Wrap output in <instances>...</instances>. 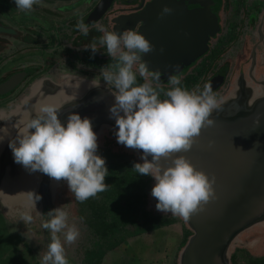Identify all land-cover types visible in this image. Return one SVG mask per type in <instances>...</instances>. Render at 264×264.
<instances>
[{
    "label": "clouds",
    "instance_id": "clouds-1",
    "mask_svg": "<svg viewBox=\"0 0 264 264\" xmlns=\"http://www.w3.org/2000/svg\"><path fill=\"white\" fill-rule=\"evenodd\" d=\"M14 2L18 11L30 13L41 0ZM174 11L165 6L159 19L163 20ZM91 26L81 18L76 29L86 37ZM97 29L103 35L94 37L85 48H90L93 54L101 47L106 48L107 55L117 60L115 65L101 69L103 80L116 90L112 94L115 103L109 111L118 129L114 132L117 143L142 150L144 162L134 164L133 170L155 180L151 195L158 201L156 210L188 222L193 215L205 211V206L216 197V177L210 178L205 172L196 170L186 156L177 154L191 151L202 130L215 127L216 121L211 115L219 108L216 94L211 84H205L199 93L180 87L181 66L176 64L171 66L174 72L169 75L170 90L161 100L160 92L152 84L153 81L160 83L161 73L149 71L148 63L142 61L145 54L155 51L154 45L138 31L124 30L121 34L99 26ZM137 64L139 75L145 81L143 84H137V73L133 71ZM59 113L53 104L38 106L34 117L14 125L17 134L9 140L8 147L15 163L30 173L40 172L57 183L65 182L69 192L83 203L109 187L105 183L109 173L106 160L97 154L98 136L92 120L71 112L65 126ZM255 123L260 126L259 118ZM9 135L6 127L0 128V142ZM255 146H259V142ZM214 147L215 141H211L209 148ZM162 160L169 161V166L164 167ZM29 196L35 206L42 199L35 192H30ZM46 215L50 219L42 226L50 233V242L47 251L39 255L40 264H68L64 242L74 244L80 232L74 224L69 225V214L63 206ZM22 219L25 223L32 221L27 213ZM213 260L214 264H220L219 255Z\"/></svg>",
    "mask_w": 264,
    "mask_h": 264
},
{
    "label": "flooded vegetation",
    "instance_id": "flooded-vegetation-1",
    "mask_svg": "<svg viewBox=\"0 0 264 264\" xmlns=\"http://www.w3.org/2000/svg\"><path fill=\"white\" fill-rule=\"evenodd\" d=\"M147 4L152 7L147 20L135 19V15L142 16L141 12ZM98 6L105 7V4L101 0H41L40 4L33 6L30 13H23L17 10L14 0H0V85L14 74L25 73L14 88L0 89V112L14 108L29 94L32 84L42 78L61 83L65 77L77 76L101 82L115 92L113 85H107L103 80L101 69L110 64L115 65L117 60L107 55L106 48H99L95 54L90 48H85L94 37L103 35L97 26L121 34L124 30H134L145 35V31L141 30L146 24L150 28L148 35L154 37L148 40L155 50L163 48V53H199V57L192 62L163 60L160 50L157 56L142 57V61L148 63L149 71L159 70L161 73L160 83L152 82L153 87L160 92L161 100L166 98L165 93L170 90L169 75L174 72L171 66L176 64L181 66L180 87L199 93L205 84H211L218 102L234 90L236 81L241 77L254 87L255 82L250 75L256 80L264 78V0H221L216 8L218 29L207 35L205 43L198 34L201 33L199 27L202 15H177L172 19L166 16L161 20L152 0H110L101 13L94 12ZM194 7L189 6V9ZM92 17L94 20L90 21ZM81 18L86 24L92 25L86 37L76 29ZM162 33L178 35L169 41L157 36ZM171 41L177 42L178 46H166ZM133 71L137 73V84H143L145 81L139 75L138 64ZM149 80L151 81V77ZM98 145L97 154L106 160L108 172L113 163L125 161L129 166L142 163L133 152L117 143L112 131L104 130L98 137ZM108 178L110 177L107 176L105 181ZM152 180L150 175L145 178V199L150 192L146 193V190L153 186ZM60 191L65 196L60 200L59 192L56 206H63L68 212L69 225L74 224L78 229L81 226L90 229L88 220L91 198L83 203L78 202L63 181ZM120 202L122 203V198ZM150 211L146 213L144 209L147 216H153V210ZM42 225L35 226L34 235L39 233L35 245L46 252L50 233L43 230ZM59 235L64 242L62 233Z\"/></svg>",
    "mask_w": 264,
    "mask_h": 264
},
{
    "label": "water",
    "instance_id": "water-1",
    "mask_svg": "<svg viewBox=\"0 0 264 264\" xmlns=\"http://www.w3.org/2000/svg\"><path fill=\"white\" fill-rule=\"evenodd\" d=\"M108 1L110 0H101L105 7L98 6L94 12H104ZM220 1L152 0V4L158 13L165 6L173 8L174 13L168 15L171 19L177 15H202L199 27L201 33L198 34L205 43L207 35L218 29L216 8ZM148 5H145L141 17L135 15L134 18L147 20V16L152 13V7ZM189 6L195 7L189 9ZM93 20L92 17L90 21ZM149 29L146 24L140 29L145 31L147 40L151 38L148 35ZM176 35L162 33L157 36L170 41ZM168 44L166 46L172 48L178 46L173 41ZM159 50L145 55L154 56L160 53ZM197 57L199 53L184 54L179 51H167L161 56L163 60L178 59L177 61L187 62H192ZM24 75V72L12 75L0 85V89L14 88ZM250 76L255 87L242 77L236 81L234 90L219 101V108L212 112L215 127L204 128L191 151L177 154L186 156L196 170L205 172L210 178L213 175L216 177V197L205 206V211L193 215L188 222L181 218L191 234L179 251L177 264H214L213 258L217 255L220 257V264H229L234 247L247 246L244 236L250 232L257 235L264 233V78L256 80L253 75ZM113 93L103 83L82 77H65L61 83L42 78L32 84L29 94L14 108L0 112V128L6 127L10 133L9 137L0 142V205L5 210L17 209L18 212H15L21 219L27 213L32 221L26 225L40 226L50 219L46 214L58 207L56 201L61 186V182L57 183L40 172L30 173L22 165L15 163L8 147L9 140L17 134L14 125L20 120L26 122L34 117L38 106L53 104L59 109V118L65 126L68 115L75 112L82 119L87 117L92 120L93 130L98 137L104 130L114 133L118 129L115 127V120L110 118L109 111L115 103ZM257 118L260 120L259 127L255 123ZM211 141H215V147L210 149ZM257 142L259 146H255ZM122 146L144 162L141 159L142 150ZM148 159L151 161V157ZM169 163L161 161L164 167L169 166ZM30 192L42 197L36 202V206L29 196ZM157 202L153 198L155 209Z\"/></svg>",
    "mask_w": 264,
    "mask_h": 264
},
{
    "label": "rangeland",
    "instance_id": "rangeland-1",
    "mask_svg": "<svg viewBox=\"0 0 264 264\" xmlns=\"http://www.w3.org/2000/svg\"><path fill=\"white\" fill-rule=\"evenodd\" d=\"M152 181L153 186L146 190V193L150 192L144 199L145 212L149 213L152 209L153 216H160L168 223L160 226L144 223L141 217L144 213L142 207L137 212L138 216L135 215L134 222L118 225L104 239H99L90 229L81 226L76 242L71 245L64 243L68 264H86L91 259V262L98 264H177L179 251L183 247L181 242L186 238L188 228L180 217L159 212L153 207L151 190L155 186V180ZM60 193L61 200L65 195L61 191ZM0 208V264H40L39 255L44 251L35 245L36 236L39 237V233L34 235L36 227H28L16 213L17 209L5 210L1 205ZM243 240L248 242H245L247 246L234 247L231 252L235 254V264H247L250 257L264 256V233L257 235L250 232Z\"/></svg>",
    "mask_w": 264,
    "mask_h": 264
},
{
    "label": "trees",
    "instance_id": "trees-1",
    "mask_svg": "<svg viewBox=\"0 0 264 264\" xmlns=\"http://www.w3.org/2000/svg\"><path fill=\"white\" fill-rule=\"evenodd\" d=\"M133 168V164L129 166L125 161L118 164L113 163L108 173L110 178L105 181L109 187L98 193L97 197L91 198L89 203L91 213L88 222L91 232L99 239H104L114 232L118 225L134 222L137 210H142V205L145 202L143 191L146 187V181H143L145 179H142V177L145 176L144 178H146L147 175L138 174ZM121 198L122 203L120 202ZM141 217L144 223H151L154 226L169 222L160 216H147L145 212L141 214ZM187 230L186 238L181 242L182 246L191 234V231ZM234 256L233 252L230 255L231 264H235ZM89 261H86V264H98L95 261L91 262L92 259ZM247 264H264V256L259 258L250 257Z\"/></svg>",
    "mask_w": 264,
    "mask_h": 264
}]
</instances>
